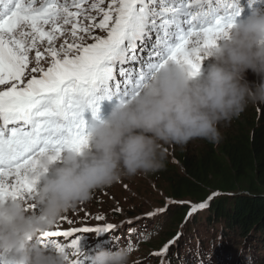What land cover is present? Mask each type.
<instances>
[{"label": "snow or ice", "instance_id": "1", "mask_svg": "<svg viewBox=\"0 0 264 264\" xmlns=\"http://www.w3.org/2000/svg\"><path fill=\"white\" fill-rule=\"evenodd\" d=\"M220 2L0 0V200L22 201L30 214L38 213L32 177L40 159L88 148L90 124L102 121L106 102L136 99L168 63L202 73L206 53L250 8L233 0L221 10ZM165 205L149 217L163 214ZM206 206H191L189 216ZM77 235L54 230L39 243L66 249L73 264H82L75 259L83 257Z\"/></svg>", "mask_w": 264, "mask_h": 264}, {"label": "clouds", "instance_id": "2", "mask_svg": "<svg viewBox=\"0 0 264 264\" xmlns=\"http://www.w3.org/2000/svg\"><path fill=\"white\" fill-rule=\"evenodd\" d=\"M248 2L250 15L238 20L228 37L206 53L208 67L202 73L194 75L185 65L168 63L136 99L114 105L102 121L91 122L88 148L82 152L65 151L62 155L48 153L40 159L38 172L32 177L38 191L34 201L38 213L30 214L22 201L0 200V264H73L66 249L37 246L60 219L65 220L72 211L90 202L99 190L124 179L165 170L164 146L183 147L195 140L218 145L222 141L221 125L238 119L250 106L264 104V7H258L259 0ZM249 72L262 83H250ZM126 215L129 214L121 213L114 219L118 222L112 223L117 228H130L132 220L146 226L156 222V215ZM186 224L173 235L174 239L180 233L173 244V239L168 242L162 264L264 261V256L259 257L260 247H250L255 243L247 245L240 257L228 256L229 237L237 232H230L224 224L215 232L223 242H214V249L222 252L217 257L207 242L209 239L197 236L193 230L189 232ZM157 226L147 230L151 248H155ZM57 230L69 231L63 225ZM112 238L121 239L122 235L117 232V238ZM118 248L115 252L99 251L91 264H134L133 253ZM164 248L161 244L152 250L156 257L148 254L135 264H142L148 256L144 264H153V260L157 264ZM251 249L255 252L253 258L252 252L247 251ZM229 258L234 262L230 263Z\"/></svg>", "mask_w": 264, "mask_h": 264}, {"label": "trees", "instance_id": "3", "mask_svg": "<svg viewBox=\"0 0 264 264\" xmlns=\"http://www.w3.org/2000/svg\"><path fill=\"white\" fill-rule=\"evenodd\" d=\"M202 144L200 152L191 147L175 154L174 164L169 162L158 172L167 182L172 200L188 203L184 199H194L196 205L207 204L187 216L189 232L196 229L199 218L207 217L210 230L224 224L241 237L252 236L260 247L264 244V112L252 123L244 116L237 119L218 145ZM133 212L126 211L129 215ZM163 215L153 219L161 223Z\"/></svg>", "mask_w": 264, "mask_h": 264}, {"label": "rangeland", "instance_id": "4", "mask_svg": "<svg viewBox=\"0 0 264 264\" xmlns=\"http://www.w3.org/2000/svg\"><path fill=\"white\" fill-rule=\"evenodd\" d=\"M103 35V33L99 34V36ZM247 79L253 84L259 85L262 83V81L251 72L247 74ZM261 112H264V104L250 106L238 119L244 116L245 121L249 120L252 123L255 117ZM236 123L237 119L233 120L228 125H221L219 131L222 137L231 128V126L235 125ZM203 142V140H195L183 147L175 145L164 146L163 151L166 155L165 164H168L169 162H173L172 164H174L173 156L179 152L188 151L191 147L194 148V151L200 152L204 148L202 144ZM184 200L188 201V203L183 201H174L170 198L168 184L166 181L164 182V179L159 176V173L148 176H137L131 179H124L119 184L113 185L111 188H106L95 192L90 202L79 206L76 210L72 211L65 220H63H71L73 223H62L61 219L58 223H61L64 228H68L69 231H78L83 227L107 228L109 227L108 223L115 221L118 222V220H114L117 218L116 214L121 215V213H126V211L129 212L130 210L134 211L133 214L130 213L131 217H141L143 214L149 215L150 213H157L159 210L166 207L165 201H167V210L163 213L165 215H163L164 219L162 222L158 223L156 221L147 226L148 229L153 230V227L158 225L155 229L153 237L155 248H148V253L153 249H158L161 244L163 247H166L168 242L173 239V235H175L178 230H180L184 223H187L186 220L187 216L189 215V211L186 212L187 209H190L191 206H199L196 205V200L194 199ZM185 214L186 218L184 217ZM97 217H102L103 219L98 220ZM131 217H126V219ZM198 221L200 222H198L196 226V234L209 239V241L213 239V241L217 243V234L215 232L217 230L220 231L222 224L213 225L214 230L208 231L210 227H208L206 224L207 217L199 218ZM186 229L189 230L190 227H187ZM179 236L180 233L177 234L171 244H173L174 240ZM255 242L257 243V240H254L252 236L245 238L239 236L238 233H232L227 243V255L233 257V259L238 256L240 257L243 249H245L250 243ZM250 247L253 249L258 248L256 244H251ZM146 248L147 244H143L139 252L146 251ZM259 250L261 251L259 257L262 258L264 256V244L260 245ZM247 251L252 252L250 256L253 258L255 253L254 250L251 249ZM166 255L167 254H164L160 258V264H162ZM141 257L142 256H136L134 259L140 260ZM151 257H156V255H152ZM145 262L146 261H143L142 264Z\"/></svg>", "mask_w": 264, "mask_h": 264}, {"label": "bare ground", "instance_id": "5", "mask_svg": "<svg viewBox=\"0 0 264 264\" xmlns=\"http://www.w3.org/2000/svg\"><path fill=\"white\" fill-rule=\"evenodd\" d=\"M247 1L248 0H242V3H243V5L245 6V7H247ZM221 10H223L224 8H220ZM142 247V246H141ZM141 247L140 248H138L137 250H134L132 253H134V252H138L140 249H141ZM105 249L106 250H108L109 251V247H105Z\"/></svg>", "mask_w": 264, "mask_h": 264}]
</instances>
